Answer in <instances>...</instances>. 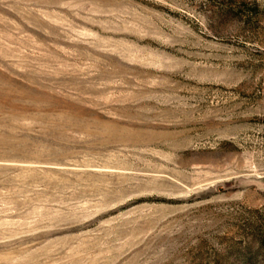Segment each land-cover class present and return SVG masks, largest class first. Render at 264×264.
<instances>
[{
  "label": "rangeland",
  "instance_id": "1",
  "mask_svg": "<svg viewBox=\"0 0 264 264\" xmlns=\"http://www.w3.org/2000/svg\"><path fill=\"white\" fill-rule=\"evenodd\" d=\"M0 264H264V0H0Z\"/></svg>",
  "mask_w": 264,
  "mask_h": 264
}]
</instances>
